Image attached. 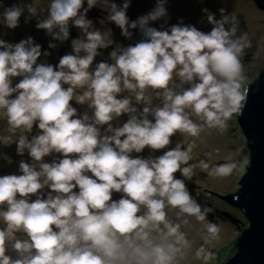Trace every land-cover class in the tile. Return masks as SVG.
I'll list each match as a JSON object with an SVG mask.
<instances>
[{"label":"clouds","instance_id":"9594fccd","mask_svg":"<svg viewBox=\"0 0 264 264\" xmlns=\"http://www.w3.org/2000/svg\"><path fill=\"white\" fill-rule=\"evenodd\" d=\"M103 2L122 36L131 38L129 29L139 28L141 39L118 47L110 53L113 63L94 70L97 50L113 43L90 30L87 13L97 0H86L87 6L85 0H51L48 18L36 27L57 40L67 39L69 25L85 35L72 41L75 54L63 55L55 67L37 62L41 46L32 37L17 43L0 38V113L9 131L23 130L15 140L0 136V144L15 143L17 154L27 152L32 161H19L18 175L0 176V264H171L176 244L187 241L166 209L199 221L211 211H202L176 178L192 173L184 166L189 151L168 146L177 132L200 133L192 117L222 128L233 114H243L249 87L242 86V58L250 42L246 33L237 35L238 16L220 8L217 19L202 9L212 26L204 32L182 20L169 25L167 0H156L131 23L129 0L119 8ZM22 14L18 5L6 7L0 23L15 29ZM162 18L159 28L150 25ZM73 101L91 115L77 116ZM123 115L126 122L114 125ZM32 130L38 132L29 139ZM145 148L164 151L133 156ZM234 167L224 164L216 172L227 176ZM150 228L175 241L154 243ZM207 232L215 237L219 229L209 222Z\"/></svg>","mask_w":264,"mask_h":264},{"label":"rangeland","instance_id":"374dc122","mask_svg":"<svg viewBox=\"0 0 264 264\" xmlns=\"http://www.w3.org/2000/svg\"><path fill=\"white\" fill-rule=\"evenodd\" d=\"M112 2L116 3L119 8L122 7L124 0H109V3ZM50 3L51 0H0V13L3 12L4 8L14 4L23 10L17 28L8 29L0 23V38L10 43H17L21 39L32 37L33 43L41 46L42 55L37 62L51 64L55 67L63 55L75 54L72 41L85 39V35L74 25L71 27L69 25V35L65 40H57L47 30L38 29L36 24L48 18ZM129 4L127 16L131 23L155 8L156 0H129ZM84 6H87L86 0ZM165 6L168 12L169 25L182 20L184 24H192L204 32L210 31L212 26L208 24L206 14L202 9L207 8L216 15L217 19L220 18V8H224L227 13L236 14L240 21L237 35L246 33L250 42V47L245 49V55L242 58V86L245 87L255 78L264 60V11L259 10L253 2L250 0H167ZM94 9L98 10L99 16L95 14ZM94 9H90L87 13V19L93 22L90 30L100 31L106 39H111L113 43L106 48L97 50L98 55L94 58L90 70H94L100 62L113 63L114 61L110 56L112 51L117 50L118 47H127L141 39L139 28L129 29L132 33L131 38L121 35L119 27L107 19L110 9L103 0H97ZM0 20H2V16H0ZM162 24L163 18L159 21L150 22L151 26L157 28ZM53 31H58V29L54 28ZM49 45H54V47H49ZM45 52L48 53L47 56L43 55ZM80 55H84V53L81 52ZM18 79L14 78L13 84L18 82ZM159 103V100H153L154 105ZM72 106L77 109V116H82L86 112L91 115V109L86 105L77 104L73 101ZM137 107L142 108L143 105H137ZM127 118V115H123L113 123L114 125H122ZM149 119L151 120L152 117L149 116ZM192 119L201 127L200 133L193 137L187 133L177 132L171 137L172 142L168 147L174 148L179 145L182 150L189 151V163L184 166H191L192 173L190 176L184 177L177 172L176 178L184 181L187 190L193 200L200 205L202 211L205 208H213L211 207L212 204L214 209L205 214L204 221L179 213L178 209H166L168 220L173 224L180 225L179 232L184 235L187 241V243L176 244L177 250L171 264H220L232 254L235 238L245 224H233L232 221L236 218H230L226 213L227 210L221 208L222 206L216 202L224 200L221 196L234 192L238 188L236 185L244 172L248 153L242 134L237 128L235 114L225 122V126L222 128L219 126L208 127L204 121L196 117H192ZM37 132L32 130L27 135L29 137L37 134ZM20 134H23V130H17L16 133L9 131L6 117L0 113V136L15 140ZM163 151L150 152L149 149L145 148L142 153H133V156L141 155L147 158L149 155H161ZM57 155L45 157L44 162L51 163ZM5 156L11 159V164L4 159ZM21 160L28 163L32 162L27 152L22 156L17 154L15 143L0 144V176L20 174L18 165ZM224 164L235 165L233 171L227 176L219 175L216 172V169ZM118 197L119 194H114L113 198ZM212 198L216 200L213 201ZM215 209L218 210V214L215 213ZM144 211L142 209L141 214ZM209 222L215 224L219 229L215 237L207 232ZM2 226L0 224V227ZM161 230H163V225H161ZM149 231L151 233L150 238L154 243H172L175 241L174 237L166 236L164 231L157 232L151 228Z\"/></svg>","mask_w":264,"mask_h":264},{"label":"water","instance_id":"95a60500","mask_svg":"<svg viewBox=\"0 0 264 264\" xmlns=\"http://www.w3.org/2000/svg\"><path fill=\"white\" fill-rule=\"evenodd\" d=\"M250 1L264 11V0ZM261 66L245 86L249 94L243 114L235 115L248 153L244 172L238 188L221 196L242 213L246 223L235 238L232 254L220 264H264V60Z\"/></svg>","mask_w":264,"mask_h":264},{"label":"trees","instance_id":"16d2710c","mask_svg":"<svg viewBox=\"0 0 264 264\" xmlns=\"http://www.w3.org/2000/svg\"><path fill=\"white\" fill-rule=\"evenodd\" d=\"M237 128H238V126H237ZM212 200L214 201L216 199L215 198H212ZM216 203L220 204L222 206L221 208H223L224 210H227L229 212L231 211L230 213L226 211V213H228V215L230 216V218H236V219H233V221H232L233 224H238V223H241V224L244 223L245 224L246 223L245 218L243 217L242 213L239 210H237L236 208H234V206H232L231 204H229L226 200H219ZM211 207H213V208H211L213 210L214 209V205L212 204ZM215 208H217V207L215 206ZM218 209H220V208H218ZM217 211L218 210L215 209V213ZM216 214H218V212Z\"/></svg>","mask_w":264,"mask_h":264}]
</instances>
